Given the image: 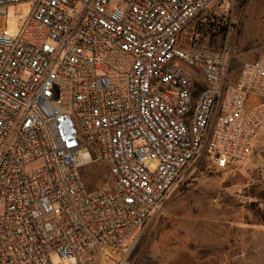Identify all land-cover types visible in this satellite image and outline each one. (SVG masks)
<instances>
[{
	"label": "built area",
	"instance_id": "obj_1",
	"mask_svg": "<svg viewBox=\"0 0 264 264\" xmlns=\"http://www.w3.org/2000/svg\"><path fill=\"white\" fill-rule=\"evenodd\" d=\"M246 1L0 0V19L30 9L17 33L0 26V264L106 263L197 158L221 171L250 159L264 133V35L233 83L227 49L182 37ZM95 161L110 182L90 191Z\"/></svg>",
	"mask_w": 264,
	"mask_h": 264
},
{
	"label": "rangeland",
	"instance_id": "obj_2",
	"mask_svg": "<svg viewBox=\"0 0 264 264\" xmlns=\"http://www.w3.org/2000/svg\"><path fill=\"white\" fill-rule=\"evenodd\" d=\"M262 0L232 5L229 13L213 15L225 32L203 36L202 19L182 33L188 49H227L224 81L237 80L246 64L259 60L264 35ZM27 3L9 6L0 26L17 33L19 19L28 16ZM208 14V13H206ZM205 14V15H206ZM158 162H149L155 170ZM90 191L110 182L108 167L95 161L84 169ZM264 133L255 141L250 159L218 170L197 158L187 168L138 236L110 261L97 264H264ZM55 264H63L56 256ZM64 264H70L68 262Z\"/></svg>",
	"mask_w": 264,
	"mask_h": 264
},
{
	"label": "trees",
	"instance_id": "obj_3",
	"mask_svg": "<svg viewBox=\"0 0 264 264\" xmlns=\"http://www.w3.org/2000/svg\"><path fill=\"white\" fill-rule=\"evenodd\" d=\"M213 15H217V14L209 12L208 14L202 15L196 19V20L202 19V22L199 23L200 26L198 28V32L202 33L203 36H207L209 34H216L215 33L216 31L225 32L227 30L226 26H223V25L217 26L211 22L213 20V18H212ZM84 178H85V174H84ZM85 180H86V178H85ZM86 182H87V180H86ZM102 186H104V185H99L96 189L101 188Z\"/></svg>",
	"mask_w": 264,
	"mask_h": 264
},
{
	"label": "crops",
	"instance_id": "obj_4",
	"mask_svg": "<svg viewBox=\"0 0 264 264\" xmlns=\"http://www.w3.org/2000/svg\"><path fill=\"white\" fill-rule=\"evenodd\" d=\"M262 7L264 9V0H262ZM254 230L253 231H264V225L262 223L254 224Z\"/></svg>",
	"mask_w": 264,
	"mask_h": 264
}]
</instances>
